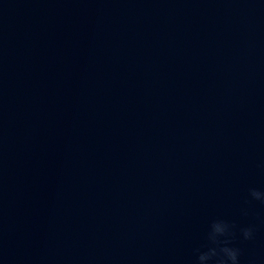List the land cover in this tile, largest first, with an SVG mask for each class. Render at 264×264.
I'll list each match as a JSON object with an SVG mask.
<instances>
[{
	"label": "clouds",
	"instance_id": "obj_1",
	"mask_svg": "<svg viewBox=\"0 0 264 264\" xmlns=\"http://www.w3.org/2000/svg\"><path fill=\"white\" fill-rule=\"evenodd\" d=\"M249 195L252 200L264 204V191L252 188ZM235 228V224L226 220H214L206 234L207 243L202 249L195 250V264H240L241 249L233 244ZM240 233L244 240H252L255 229L242 227Z\"/></svg>",
	"mask_w": 264,
	"mask_h": 264
}]
</instances>
